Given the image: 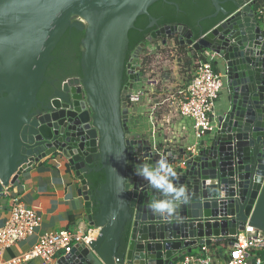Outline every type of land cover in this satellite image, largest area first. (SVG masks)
<instances>
[{"label": "water", "instance_id": "95a60500", "mask_svg": "<svg viewBox=\"0 0 264 264\" xmlns=\"http://www.w3.org/2000/svg\"><path fill=\"white\" fill-rule=\"evenodd\" d=\"M156 1L0 0V196L35 163L65 161L82 181L97 234L58 264H174L214 240L233 245L247 224L264 232V27L255 0H232L234 12L212 0L209 17H226L198 39L185 25L150 37L164 45L179 38L223 66L228 100L196 152L143 141L129 126L125 99L138 78L128 64L123 86L129 32L143 14L157 23L149 14ZM72 28L85 31L83 77L58 86L46 72ZM44 82L54 89L47 102L38 98ZM100 169L94 214L86 176Z\"/></svg>", "mask_w": 264, "mask_h": 264}, {"label": "built area", "instance_id": "2783aa9c", "mask_svg": "<svg viewBox=\"0 0 264 264\" xmlns=\"http://www.w3.org/2000/svg\"><path fill=\"white\" fill-rule=\"evenodd\" d=\"M257 12L259 20L264 18V8H259ZM151 47V51L158 52L157 45ZM189 48V54H193L195 50L191 46ZM195 56L197 65L194 76L185 87L172 95L173 102L179 106L181 117L185 121H190L192 125L194 140L183 145L188 152H196L200 142L213 132L217 107L224 88V73L214 67V61L217 59L215 53L208 50L196 51ZM135 66L140 71L141 65L135 64ZM135 83L138 88L129 89V96L125 99L130 112L132 104L140 103L149 95L148 86L154 85L144 74H139ZM155 110L156 108L152 111L153 117ZM138 116L143 114L139 113ZM139 127L141 128L142 125L139 124ZM165 140L170 144L173 143L171 138ZM40 224V214L33 208L27 207L18 195L12 196L11 216L0 228V264H23L35 257L41 258L43 264H52L59 255H66L75 246L81 243L88 244L93 240V230L87 233L80 229L49 232L40 236L29 252L11 259L4 257L8 247L33 235ZM235 236L237 241L233 245L229 244L224 253L216 254L211 251L209 245L203 244L196 253H182L174 264H264V256L261 254L264 251V232L247 224L245 229ZM114 264L127 263L117 259Z\"/></svg>", "mask_w": 264, "mask_h": 264}, {"label": "crops", "instance_id": "0c3cea01", "mask_svg": "<svg viewBox=\"0 0 264 264\" xmlns=\"http://www.w3.org/2000/svg\"><path fill=\"white\" fill-rule=\"evenodd\" d=\"M264 24V23H263ZM174 42L169 39L168 43ZM150 48L151 45L149 46ZM163 48V47H161ZM189 50V45L186 48ZM214 67L217 71L224 73L221 63L214 61ZM167 78L175 76V72H166ZM228 100V91L224 78V88L221 99L217 107V116L222 112ZM180 116V115H179ZM142 117V116H141ZM174 138L175 143L166 145L175 147L178 140L184 138L183 145L194 140L192 125L190 121H185L181 116L178 117ZM139 125L135 128L132 125L133 135L142 137ZM216 130V123L213 132ZM163 131V130H161ZM212 132V133H213ZM165 133V132H163ZM211 133V134H212ZM174 140L172 137H170ZM174 142V141H173ZM83 184L74 170L65 161L56 159H43L35 163L30 171L20 175V180L5 190L4 196H0V228H2L12 213V196L18 195L20 200L30 208H33L41 216V224L36 232L30 237L21 240L8 247L4 253L6 259H11L29 252L38 241L39 237L49 233L66 230L80 229L87 233L93 230V239L97 237L95 234V226L90 224L86 208L85 196L80 193ZM221 242L216 249L217 253L227 251L229 244L226 241ZM200 250L198 246L194 247L193 252ZM59 255L52 264H58ZM23 264H43V260L39 257L25 261Z\"/></svg>", "mask_w": 264, "mask_h": 264}, {"label": "trees", "instance_id": "16d2710c", "mask_svg": "<svg viewBox=\"0 0 264 264\" xmlns=\"http://www.w3.org/2000/svg\"><path fill=\"white\" fill-rule=\"evenodd\" d=\"M223 7L229 12L236 11V6L232 0H222ZM264 8V0H255V9ZM215 12V6L212 0H158L149 8V14L157 19L154 26H150L151 18L147 14L138 16L135 27L129 32V47L127 49V58H131L137 48L144 42L147 46L158 45L150 41V37L156 29L166 25H185L194 33L195 39H198L201 30L208 32L221 22L226 16L221 12L216 17H209ZM264 22V18L260 20ZM85 31H79L75 28L68 29L62 36L57 46L52 52L53 61L48 66L46 75L50 80H54L58 86L70 78L83 77L82 55ZM175 44L183 54L186 55V64L193 66L196 58V51L189 54L186 49L188 45H182L178 39H174ZM145 48L144 50L147 51ZM156 51L162 52L163 48ZM148 52V51H147ZM129 82L128 75H125L123 86ZM53 87L48 82H44L38 93V98L47 99L53 93ZM100 168L99 161L95 163ZM90 184V194L94 202V214L100 211V202L98 200V190L106 180L104 169L94 170L87 174ZM127 236L123 242H126ZM221 242H213L209 245L212 252L217 253L216 249ZM264 256V251L261 252Z\"/></svg>", "mask_w": 264, "mask_h": 264}, {"label": "rangeland", "instance_id": "374dc122", "mask_svg": "<svg viewBox=\"0 0 264 264\" xmlns=\"http://www.w3.org/2000/svg\"><path fill=\"white\" fill-rule=\"evenodd\" d=\"M261 26L264 27L262 22ZM155 39L151 42L163 47L161 55L151 51L152 48L148 47L146 49L148 52L145 50L141 51L140 57L133 64H140L142 69H144V75L154 85L148 86L149 95L143 98L140 103L132 104L130 121L134 128L139 124L142 125L139 130L142 129L140 133L143 136L137 138L152 144L158 143L165 147L170 144L165 139L172 137L174 139L172 140V142L174 141L173 143L177 140L174 138V134L177 132L174 121L181 116L179 106L173 102L172 95L185 87L194 76L197 59L194 60L193 66L186 64V55H182V59L179 61L178 56L183 53L174 42L164 45L160 41V37ZM168 71L175 72V76H169L168 79H164L167 78L166 72ZM134 88H138L136 83ZM150 89H153V91H150ZM154 108H156L154 111V113L156 112L155 117L152 114ZM139 113L143 114V116L139 117ZM183 142L184 138L178 140L175 147L183 146Z\"/></svg>", "mask_w": 264, "mask_h": 264}, {"label": "flooded vegetation", "instance_id": "af4514ba", "mask_svg": "<svg viewBox=\"0 0 264 264\" xmlns=\"http://www.w3.org/2000/svg\"><path fill=\"white\" fill-rule=\"evenodd\" d=\"M171 39H178L179 41H180V39L179 38H171ZM156 40V39H155ZM162 38H161V42H162ZM150 41H154V39L153 40H150ZM150 45H148L147 46V44H146V46L145 47H143L140 51H138V48H137V50L135 51V53L133 54V56L131 57V58H127V52H126V59H125V65H126V68H125V71H124V77H125V75H128V77H129V73H128V64H130V63H132V64H134V61L135 60H137V58L138 57H140V55H141V51H143L145 48H148ZM157 46H159V45H157ZM162 47V46H161ZM159 49V48H158ZM158 52H156V54H157ZM161 53V52H160ZM135 66V65H134ZM136 67V66H135ZM137 69V68H136ZM137 72H138V75L139 74H144V69H142V67H140V71L137 69ZM166 76H167V74H166ZM124 77H123V81H124ZM130 79V78H129ZM53 94V93H52ZM51 94V95H52ZM51 95L47 98V99H43V100H45L46 102L49 100V98L51 97ZM131 116H129V119L131 120V118H130ZM129 120V126H130V128L132 129V124H131V121Z\"/></svg>", "mask_w": 264, "mask_h": 264}]
</instances>
